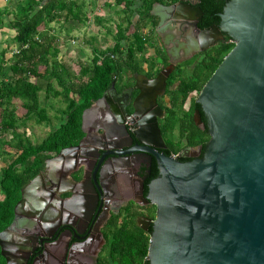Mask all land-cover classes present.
Here are the masks:
<instances>
[{
	"label": "water",
	"instance_id": "95a60500",
	"mask_svg": "<svg viewBox=\"0 0 264 264\" xmlns=\"http://www.w3.org/2000/svg\"><path fill=\"white\" fill-rule=\"evenodd\" d=\"M151 14L160 20L157 31L172 57L181 50L184 57L205 50L224 33L235 45L197 98L210 133L204 157L181 161L157 154L159 175L150 184L157 205L150 264H264V0H229L219 25L203 29L198 27L203 11L191 3L157 2ZM171 70L153 79L152 88L136 85L142 89L138 109L156 104ZM93 110L94 105L84 111L83 121ZM195 119L203 123L199 109ZM154 127L163 141L157 123ZM38 182L39 176L22 189L12 223L0 231L6 264L11 256L5 242L22 221L26 194Z\"/></svg>",
	"mask_w": 264,
	"mask_h": 264
},
{
	"label": "flooded vegetation",
	"instance_id": "af4514ba",
	"mask_svg": "<svg viewBox=\"0 0 264 264\" xmlns=\"http://www.w3.org/2000/svg\"><path fill=\"white\" fill-rule=\"evenodd\" d=\"M157 2L201 7V0ZM202 17L203 14L198 20L199 28L213 25L200 27ZM155 18V32L149 22L143 33L147 46H156L157 55L137 59L142 64L140 69L125 70L116 76L92 104L95 110L82 120V136L45 157L35 176H39V182L23 202L22 221L5 242L10 264H135L132 251L151 238L157 218V205L150 197V184L159 175L157 154L177 156L181 161L204 157L210 137L204 149L202 145H185V136L180 140L177 130L168 131L180 81H173L172 74L181 69L182 75H193L195 63L186 62L224 40L226 33L205 50L189 57H184L181 50L172 57L157 31L160 20ZM169 67L172 70L165 89L157 91L156 104L146 110V105L138 109L136 101L142 89L136 85L150 87L149 83ZM190 96L189 104L186 106L187 99L183 105L184 111L192 110L193 99L197 102L198 97ZM193 109L195 123L204 129L208 126L207 115L201 106L204 125L200 124L195 119L200 108ZM155 123L163 141L157 137ZM172 136L174 143L180 141L183 145L177 152H173ZM61 149H65L62 155ZM14 216L15 213L4 229Z\"/></svg>",
	"mask_w": 264,
	"mask_h": 264
},
{
	"label": "trees",
	"instance_id": "16d2710c",
	"mask_svg": "<svg viewBox=\"0 0 264 264\" xmlns=\"http://www.w3.org/2000/svg\"><path fill=\"white\" fill-rule=\"evenodd\" d=\"M157 1L161 0H116L118 5H122L117 13L123 15L117 24L115 44L105 49L95 47L92 61L81 64L78 73L59 59V37L50 27L53 22L69 23L71 26L66 30L69 35L72 27L88 23L85 0H8L9 4L0 8V25L4 23V15L11 16L9 25L15 31L12 46L18 49L11 61L6 57L10 48L0 51V145L11 148L0 150V157L4 156L6 164L0 172V231L12 220L21 189L39 173L45 157L82 136L85 109L102 96L121 72L137 71L142 67L141 62L136 60L148 57V41L143 27L152 22V31L155 32L157 20L151 14V9ZM228 1L201 0L203 17L200 27L218 25L220 13ZM97 18L100 22L101 17ZM123 39H126L125 43ZM234 45L235 42L226 33L224 40L186 62L195 63L193 75H182L181 69L172 74L173 81H180L179 94L173 97L174 107L170 112L168 131L177 130L180 140L185 136V145H202L205 149L210 137L208 126L205 123L202 129L193 119V108L201 110V105L196 99H193L190 111H184L183 105L191 93L202 90ZM43 66L45 70L42 72ZM41 91L46 92V99L53 93L61 97L66 105L60 109L59 126L35 144L19 129L29 120H50L47 107L42 105ZM13 99L22 100V107L26 110L24 114H19L16 106L10 105ZM174 142L172 136L173 152H177L181 143ZM149 242L148 237L133 249L135 264H150L147 258ZM0 264H5L1 249Z\"/></svg>",
	"mask_w": 264,
	"mask_h": 264
},
{
	"label": "rangeland",
	"instance_id": "374dc122",
	"mask_svg": "<svg viewBox=\"0 0 264 264\" xmlns=\"http://www.w3.org/2000/svg\"><path fill=\"white\" fill-rule=\"evenodd\" d=\"M89 22L80 25L78 27H72L69 35L67 34V28L71 26L69 23L53 22L51 29H55V33L59 37L60 54L59 59L64 60L74 73H78L81 69V64L84 62H90L94 56V48L105 49L115 44L114 38L117 32V24L120 23L122 13L119 11L122 5H118L116 0H85ZM9 4L8 0H0V8L6 7ZM97 16L101 17L99 22ZM10 15L3 16V25H0V51L3 50L4 45H13L12 38L15 31L10 27L9 20ZM1 23V22H0ZM64 25V26H63ZM4 30H3V29ZM2 29V30H1ZM63 29L61 32L58 30ZM110 30V31H108ZM8 46V47H9ZM156 46L149 45L147 48V56H156ZM14 54V53H13ZM12 54V55H13ZM152 56V57H153ZM45 67H41L43 72ZM58 88L60 86L56 84ZM42 105L47 107L50 120H44L37 122L36 120L27 121L19 130L25 132L26 136L32 143H40L51 131H53L60 124L59 116L61 115L60 109L65 108L66 103L61 100V97L54 96L53 93L46 99V92L41 91ZM190 97L197 98L198 94H192ZM190 99V98H189ZM189 99L186 106L189 104ZM11 106L17 108L19 114H24L26 110L22 107L21 99H13L10 103ZM11 149L8 146H1V149ZM4 156L0 157V172L3 167L6 166L4 162ZM2 194L0 193V197Z\"/></svg>",
	"mask_w": 264,
	"mask_h": 264
},
{
	"label": "crops",
	"instance_id": "0c3cea01",
	"mask_svg": "<svg viewBox=\"0 0 264 264\" xmlns=\"http://www.w3.org/2000/svg\"><path fill=\"white\" fill-rule=\"evenodd\" d=\"M2 29H3V28H2ZM2 29H1V30H2ZM3 30H4V29H3ZM0 44H1V42H0ZM8 46H9V44L6 43V45H4L3 48H4V49H5V48H7V49L10 48V49L6 52V57L8 58L9 61H11V60L14 58L13 51L16 49V47L13 48L14 45H13V46L11 45V47H10V46L8 47ZM12 48H13V49H12ZM12 54H13V55H12Z\"/></svg>",
	"mask_w": 264,
	"mask_h": 264
},
{
	"label": "built area",
	"instance_id": "2783aa9c",
	"mask_svg": "<svg viewBox=\"0 0 264 264\" xmlns=\"http://www.w3.org/2000/svg\"><path fill=\"white\" fill-rule=\"evenodd\" d=\"M18 52V49H15L14 51H13V53H17Z\"/></svg>",
	"mask_w": 264,
	"mask_h": 264
}]
</instances>
